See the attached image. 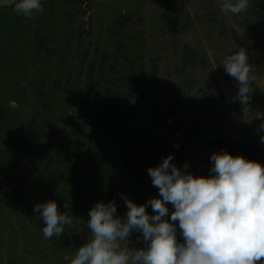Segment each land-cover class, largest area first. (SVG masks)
Wrapping results in <instances>:
<instances>
[{"label": "rangeland", "instance_id": "obj_1", "mask_svg": "<svg viewBox=\"0 0 264 264\" xmlns=\"http://www.w3.org/2000/svg\"><path fill=\"white\" fill-rule=\"evenodd\" d=\"M223 2L41 0L32 18L0 7V264H71L92 239L90 209L114 200L124 219L125 196L159 198L148 169L168 155L194 176L212 175L221 150L262 165L264 26ZM240 48L256 68L248 113L222 66ZM50 200L73 223L45 238L33 209ZM125 246L146 245L133 231Z\"/></svg>", "mask_w": 264, "mask_h": 264}, {"label": "clouds", "instance_id": "obj_2", "mask_svg": "<svg viewBox=\"0 0 264 264\" xmlns=\"http://www.w3.org/2000/svg\"><path fill=\"white\" fill-rule=\"evenodd\" d=\"M5 5H13L27 18L43 12L41 0H0V7ZM249 7V0H224L222 10L236 15ZM222 66L237 82L234 100L248 113L256 68L246 50L228 55ZM255 116L264 118L259 112ZM259 129L264 130V122ZM172 160L168 155L148 169L159 198L137 205L124 197L126 218L116 215L114 200L97 202L90 209L87 226L92 239L79 247L71 264H264V166L221 150L211 155L212 175L205 177L181 171ZM168 204L174 209L170 221ZM148 205L155 215L148 214ZM33 210L43 218L45 238L61 235L64 226L73 223L55 201L36 204ZM133 231L141 234L145 247H122Z\"/></svg>", "mask_w": 264, "mask_h": 264}, {"label": "trees", "instance_id": "obj_3", "mask_svg": "<svg viewBox=\"0 0 264 264\" xmlns=\"http://www.w3.org/2000/svg\"><path fill=\"white\" fill-rule=\"evenodd\" d=\"M77 1L80 4H84V2L88 0H77ZM249 5L252 14L257 18L258 22L264 26V0H249ZM258 159L262 162V166H264V152L262 153L261 157Z\"/></svg>", "mask_w": 264, "mask_h": 264}, {"label": "water", "instance_id": "obj_4", "mask_svg": "<svg viewBox=\"0 0 264 264\" xmlns=\"http://www.w3.org/2000/svg\"><path fill=\"white\" fill-rule=\"evenodd\" d=\"M10 6H13V5H5V6H3V7H10Z\"/></svg>", "mask_w": 264, "mask_h": 264}]
</instances>
